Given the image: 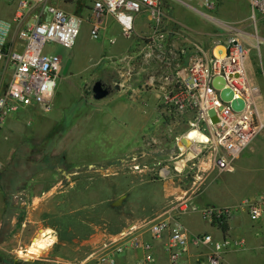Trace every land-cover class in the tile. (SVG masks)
<instances>
[{"label": "rangeland", "instance_id": "obj_1", "mask_svg": "<svg viewBox=\"0 0 264 264\" xmlns=\"http://www.w3.org/2000/svg\"><path fill=\"white\" fill-rule=\"evenodd\" d=\"M90 5L91 0H86L79 13L84 21L74 46H45L47 51H56L62 56V71L53 95L57 96L59 113L56 114L58 110H54L52 99L49 111L32 105L26 114L10 119L0 128V264H71V260L74 264L80 263L87 251L98 250L107 242L82 244L90 235L99 233L110 239L162 215L183 195L168 191L181 181V177L175 175V167L176 161L182 159L177 156V140L189 131L183 117L160 106L159 120H154L156 113L143 109L144 97H137L141 102L135 104L137 109L131 106L119 117L113 104L114 96L96 100L92 95L94 82L112 76L115 71L112 61H103L106 49L100 50L98 41L91 38L87 10ZM229 6L226 5V10L232 9ZM13 10L12 4L0 0V17L10 18L5 12ZM167 12L175 27L198 28L203 18L199 12L176 0L170 3ZM255 56H259V50L250 52L246 69L251 82L261 89L255 99L264 121V75H261L264 58ZM114 123L137 128L136 138L133 130H126L125 137L142 141L137 151L142 150L141 154L145 155L138 162L114 152L113 134L118 132L114 130ZM151 140L162 141V144L155 145ZM245 153L248 161L244 162V172L233 176L232 180L238 188L243 186V197L261 196L264 200V129ZM134 164L140 167L135 169ZM167 165L174 176L159 177L157 173ZM203 166L209 167L204 163ZM216 173L212 170L206 176L200 189V192L205 190L201 197L219 200L220 205L213 207H224L227 205L223 202L226 198L224 183L216 178ZM231 176L225 173L227 179ZM182 180L183 186H190L189 178ZM214 187L219 191L212 192ZM120 197V203L114 205ZM12 207L16 209L7 210L10 214L3 217L2 209L6 212L5 209ZM12 214H17L15 223L11 222ZM48 228L56 237L54 243L41 256L23 257L19 251L26 249L40 231ZM16 233H21L23 242L15 246L13 253H8L6 250L16 244L12 240ZM77 253L76 259L68 256Z\"/></svg>", "mask_w": 264, "mask_h": 264}, {"label": "built area", "instance_id": "obj_2", "mask_svg": "<svg viewBox=\"0 0 264 264\" xmlns=\"http://www.w3.org/2000/svg\"><path fill=\"white\" fill-rule=\"evenodd\" d=\"M6 1L15 5V11L11 18L0 17V128L20 109L32 105H39L44 111L52 108L53 95L62 71V56L56 51H47L45 46L57 44L71 48L84 21L80 14L64 9L62 2L66 0ZM173 1L91 0V5L87 6L91 12L90 35L94 40L101 39L109 15L115 17L126 38H133L137 26L142 27L137 47L112 61L164 63V109L182 116L189 131L197 130L208 137L207 141L197 142V151L189 148L182 152L178 147V158L185 159L190 152L194 156L181 170L176 166V174L189 178L191 188L198 193L204 182L203 172L212 169L219 173L233 171L236 159L264 129L255 99L261 89L251 82L247 74L248 50L242 38L243 31L237 23L221 22L218 32L208 35L206 41L195 40L187 28H176L171 24L167 7ZM176 1L214 17L212 10L216 4L212 0ZM246 1L250 6L251 20L264 22V0ZM176 36L186 40L180 47L176 45ZM184 57L189 61L185 65L181 62ZM216 76L226 79V86L234 90L236 98H244V109L235 110L232 100L222 98L220 89L212 84ZM211 109L218 117L215 123L210 115ZM135 159L137 157H133ZM203 163L209 167H204ZM133 167L137 169L140 165L134 164ZM147 167L145 164L144 168ZM163 175L168 177L166 173ZM177 199L172 203V208H180L183 200ZM240 208L246 209L252 220L259 221L264 215V200L261 196L244 197L238 204L206 208L202 212L213 222L222 216L230 218ZM150 228L157 240L162 239L164 232L169 233L164 243L168 262L157 264H180L191 244L206 247L200 264H225V254L231 246L244 245L243 240L218 239L208 232L191 233L181 226L171 230L168 219L154 221ZM133 229L112 236L104 244V247L109 246L108 249L98 255L95 263L129 264L120 262L119 258L125 257L130 249L142 250L145 255L143 260L132 264L156 262L155 244L138 237L128 238Z\"/></svg>", "mask_w": 264, "mask_h": 264}, {"label": "crops", "instance_id": "obj_3", "mask_svg": "<svg viewBox=\"0 0 264 264\" xmlns=\"http://www.w3.org/2000/svg\"><path fill=\"white\" fill-rule=\"evenodd\" d=\"M215 2L216 7L212 10L214 13V17L207 16L203 13L202 14V22L201 25L196 28L195 26H188L187 29L190 32V35L193 39L198 41H206L208 39V35L214 34L218 32V24L221 22H233L237 23V26L243 31L242 38L244 43L246 44L248 55L251 51L257 53L259 50V56H255L263 59L264 58V22L262 20L258 22H254L250 18V6L246 0H212ZM83 2L85 0H66L62 2V6L68 12L77 13L79 14L80 11L83 9L84 5ZM230 2V3H228ZM200 3H202L200 1ZM230 4L229 8L231 10H226V5ZM239 3V4H238ZM81 6V7H80ZM239 6V7H238ZM15 10V5H12ZM204 7V6H203ZM244 7V8H243ZM238 8H243L242 10L238 11ZM14 10L11 12H5L7 16L10 18L14 15ZM88 15L90 16V8L87 7ZM171 17V16H170ZM172 20V18H170ZM171 22V21H170ZM90 23V22H89ZM172 24V23H171ZM173 25V24H172ZM140 26H137V28ZM178 27V26H177ZM176 27V28H177ZM91 28V23H90ZM142 30L140 27L133 38H126L121 33V28L117 20L113 15H109L107 19V25L105 29L102 30V37L101 39L97 40V46L100 50L106 49L103 53V61H112L123 54H126L130 51H133L137 47L139 34ZM176 45L178 47L182 46L186 40L181 36H176ZM94 40V39H93ZM248 57V56H247ZM113 62V69L117 75V80L121 86L120 90L117 94L114 95L113 104L117 108V115L120 117L124 116L125 113L132 107L136 109V103L139 101L137 97H144L145 99L142 104L143 109L147 110L148 113H156L154 120H159L158 115V107L162 106V96L164 90L166 89V84L162 79L163 70H164V63L162 61H112ZM182 64H187L186 57H184V61H181ZM261 75H264V70L261 72ZM125 95V96H123ZM126 98V99H124ZM56 95L53 97V106L54 110H58L56 114L59 113V108L56 107ZM128 98V99H127ZM144 104V105H143ZM30 107H26L20 109L19 111L13 113L9 119H15L17 117L23 116L26 114V110ZM146 111V112H147ZM142 113V111L140 112ZM7 122V123H8ZM114 130L118 132L114 133V152L119 156L129 154L132 157H137V159L133 160V162H138L141 157L145 154H141V151H137L142 147V141L134 140L136 138V129L127 128L125 124H115L114 123ZM126 130H133V134L135 138L133 140L128 139L126 140L125 131ZM154 142L153 144L158 145L162 144V141L158 140H151ZM143 146H147L143 145ZM178 148V142L176 144ZM250 146V144H249ZM248 148V147H247ZM246 148V149H247ZM245 149V150H246ZM244 150V151H245ZM83 151V149H82ZM137 151V152H136ZM244 153V152H243ZM241 154L239 158L235 161V169L230 171L229 173L232 175L230 179L225 177V173H216V178L223 181L224 183V191H225V202L227 205H234L238 204L242 201V199L246 196H242V189L243 186L238 188L237 183L232 180L233 176L241 175L245 169V163L248 161V154ZM87 156V153H86ZM250 156V155H249ZM213 170V169H212ZM212 170H208L203 172V178L205 180L206 176L212 172ZM172 169L170 167L164 166L159 170V177L168 178L173 177L174 174L172 173ZM166 173L168 177H165L163 174ZM176 175V173H175ZM224 175V176H222ZM222 176V177H221ZM181 181L178 182V185L172 186L169 191L170 193H182V204L180 208H172L169 207L162 215L151 218L149 220H145L140 225H137L135 229L131 230L128 235V238L138 237L145 241H150L155 244L154 247V254L157 259L154 263L149 264H157L162 262H168V253L164 248V243L168 239L169 233L164 232L162 239H155L151 232V224L154 221L168 219L170 221V229L173 230L176 227H184L188 229L191 233H203L208 232L212 233L215 238H230L232 240H243L244 245H232L230 250L225 254V264H264V223L262 219L259 221H254L250 218L246 209L240 208L236 209L233 215L228 218L227 224L228 229L223 230L219 225L214 224L213 222L209 221L203 214V210L206 208H211L213 206H219L218 202H221L216 199L210 198L208 200L205 197H201L203 192L194 193L193 189L191 188V184L189 187L183 186L184 180L182 178ZM183 181V182H182ZM191 182V181H190ZM219 183V181H217ZM218 187L211 188L212 192L219 191ZM201 189V188H200ZM223 189V187H221ZM193 207H197L194 209ZM15 210L16 208H4L2 209L3 217L9 215V210ZM8 210V211H7ZM11 222H16V215L12 214ZM264 217V215H263ZM0 219V226H1ZM14 236V237H13ZM12 236V240H15L16 244L11 246L12 248L7 249L8 253H13L16 249V245H19L23 242L21 237V233H16ZM114 236V235H113ZM112 238V237H111ZM34 239V238H33ZM107 241L109 242L110 239H105L101 234L96 233L90 235L86 238L82 244H94L95 242L100 241ZM8 241V239H7ZM4 240V243L7 242ZM94 242V243H93ZM92 246V245H91ZM109 246L104 247L101 246L100 249L92 251H87L84 256L81 257L80 263L75 264H96L95 259L98 257L99 254L102 252H106ZM206 251V247L198 246L195 244H191L187 253L184 254L182 261L180 264H200L201 260L203 259V253ZM125 257H120V262H128L129 264L134 263L137 260H143L145 258L144 251L142 250H128ZM69 257L77 258V255L68 254ZM79 258V257H78ZM71 264H74L73 261H70ZM66 264H69L66 262Z\"/></svg>", "mask_w": 264, "mask_h": 264}, {"label": "water", "instance_id": "obj_4", "mask_svg": "<svg viewBox=\"0 0 264 264\" xmlns=\"http://www.w3.org/2000/svg\"><path fill=\"white\" fill-rule=\"evenodd\" d=\"M212 84L215 88L220 89L221 96L224 100L229 101L232 100V106L235 110H242L244 109L246 103L243 97L236 98L234 90L231 87L226 86V79L223 76H216L214 77ZM121 88L118 82L112 84L111 82L105 81L104 79H98L94 82L92 91L93 97L96 100L104 99L110 96L114 90H119ZM210 115L212 117V121L215 123L218 121V117L214 109L210 110ZM178 147L182 152H185L189 148H192L187 141L186 135H182L178 140ZM122 198L120 197L116 201L113 202L114 205L120 203Z\"/></svg>", "mask_w": 264, "mask_h": 264}, {"label": "bare ground", "instance_id": "obj_5", "mask_svg": "<svg viewBox=\"0 0 264 264\" xmlns=\"http://www.w3.org/2000/svg\"><path fill=\"white\" fill-rule=\"evenodd\" d=\"M186 138L192 149L195 151L199 149V145L197 144L198 141L208 140L207 136L197 130L187 132ZM193 156L194 154L190 152L185 159H179L177 162L178 169L181 170L185 165H187L188 162L193 159ZM51 233H53L51 228L40 231V233L33 239L32 243L26 249H21L19 253L25 258L41 256V254L44 253L45 250L55 241L56 237L54 238Z\"/></svg>", "mask_w": 264, "mask_h": 264}, {"label": "flooded vegetation", "instance_id": "obj_6", "mask_svg": "<svg viewBox=\"0 0 264 264\" xmlns=\"http://www.w3.org/2000/svg\"><path fill=\"white\" fill-rule=\"evenodd\" d=\"M113 77H117L116 73L112 74V76H104L102 79H104L105 81L111 82L112 84L118 82V80H115V82L112 81V78H113ZM116 79H117V78H116ZM118 83H119V82H118ZM92 87H93V86H92ZM119 90H120V89H119ZM119 90H114V92H113L111 95L114 96L115 94L118 93ZM92 95H93V91H92ZM111 95H110V96H111ZM110 96H108V97H110ZM126 155L129 156V157L131 158V160H133V157H132L131 155H129V154H126ZM126 155H125V156H126Z\"/></svg>", "mask_w": 264, "mask_h": 264}, {"label": "trees", "instance_id": "obj_7", "mask_svg": "<svg viewBox=\"0 0 264 264\" xmlns=\"http://www.w3.org/2000/svg\"><path fill=\"white\" fill-rule=\"evenodd\" d=\"M84 3H85V2H83V5H84ZM80 7H81V6H80ZM227 220H228L227 217L222 216V217L219 218L217 221H213V223L219 225L223 230H227V229H228Z\"/></svg>", "mask_w": 264, "mask_h": 264}]
</instances>
